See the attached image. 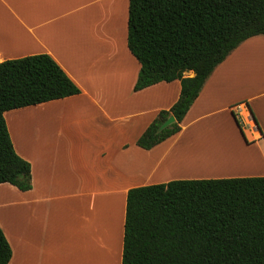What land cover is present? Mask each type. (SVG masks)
<instances>
[{
  "label": "crops",
  "instance_id": "1",
  "mask_svg": "<svg viewBox=\"0 0 264 264\" xmlns=\"http://www.w3.org/2000/svg\"><path fill=\"white\" fill-rule=\"evenodd\" d=\"M128 6L0 0V62L48 54L81 91L4 114L32 175L26 192L0 185L9 264H122L130 189L264 176V36L242 43L215 69L178 134L145 150L138 139L177 102L181 83L134 90L141 65L128 49ZM183 144L211 168L168 175L167 159Z\"/></svg>",
  "mask_w": 264,
  "mask_h": 264
},
{
  "label": "trees",
  "instance_id": "2",
  "mask_svg": "<svg viewBox=\"0 0 264 264\" xmlns=\"http://www.w3.org/2000/svg\"><path fill=\"white\" fill-rule=\"evenodd\" d=\"M127 28L128 49L141 65L134 90L181 83L177 102L136 143L150 150L181 131L215 69L242 43L264 36V0H129ZM80 92L48 54L0 62V185L32 189L31 165L16 153L4 114ZM171 115L175 123L159 132ZM11 258L0 227V264ZM122 264H264V176L130 189Z\"/></svg>",
  "mask_w": 264,
  "mask_h": 264
},
{
  "label": "rangeland",
  "instance_id": "3",
  "mask_svg": "<svg viewBox=\"0 0 264 264\" xmlns=\"http://www.w3.org/2000/svg\"><path fill=\"white\" fill-rule=\"evenodd\" d=\"M206 139V138H205ZM191 146L183 144L180 150H174L172 156L167 159L168 167L167 173L168 175L177 174L186 176L187 173H193V170H201L207 171L211 167L206 165L202 166L198 163L199 154H192L189 148ZM197 163V164H195ZM191 171V172H189Z\"/></svg>",
  "mask_w": 264,
  "mask_h": 264
},
{
  "label": "water",
  "instance_id": "4",
  "mask_svg": "<svg viewBox=\"0 0 264 264\" xmlns=\"http://www.w3.org/2000/svg\"><path fill=\"white\" fill-rule=\"evenodd\" d=\"M175 118L174 116H170L160 127H159V132H162L164 129L168 128L170 125L175 123Z\"/></svg>",
  "mask_w": 264,
  "mask_h": 264
},
{
  "label": "bare ground",
  "instance_id": "5",
  "mask_svg": "<svg viewBox=\"0 0 264 264\" xmlns=\"http://www.w3.org/2000/svg\"><path fill=\"white\" fill-rule=\"evenodd\" d=\"M108 19V18H107Z\"/></svg>",
  "mask_w": 264,
  "mask_h": 264
}]
</instances>
